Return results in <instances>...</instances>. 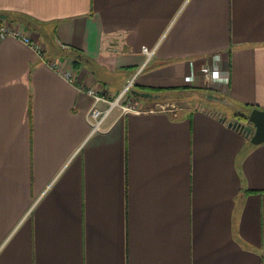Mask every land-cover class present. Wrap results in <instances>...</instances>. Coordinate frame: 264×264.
I'll use <instances>...</instances> for the list:
<instances>
[{"label":"crops","instance_id":"crops-1","mask_svg":"<svg viewBox=\"0 0 264 264\" xmlns=\"http://www.w3.org/2000/svg\"><path fill=\"white\" fill-rule=\"evenodd\" d=\"M0 20L42 48L0 41V264H264V142L235 113L130 93L264 110V0H0ZM48 60L109 100L131 82L134 111L93 130Z\"/></svg>","mask_w":264,"mask_h":264},{"label":"built area","instance_id":"built-area-1","mask_svg":"<svg viewBox=\"0 0 264 264\" xmlns=\"http://www.w3.org/2000/svg\"><path fill=\"white\" fill-rule=\"evenodd\" d=\"M6 38H13L22 42L24 45L32 48L38 56H41L42 54V48L25 33L23 28L18 25H12L6 20H0V41ZM141 51L145 55L146 60L149 59L152 54V51L145 46L141 47ZM47 64L64 81L74 85L78 91L85 93L92 99V106L88 112V120L92 125L93 130L99 128L103 124L113 109H117L120 114L128 111H134V106L130 99L126 100V93L129 91L131 82H129L121 93L113 100H109L103 93L96 91L86 82L77 80L74 76L70 61L58 62L55 60H48ZM201 71L203 78L208 82L218 80L220 78V72L216 65L206 66ZM185 80L187 83H191L193 81L192 74L190 73ZM100 104H104L105 107L100 108ZM161 109H163V107H161Z\"/></svg>","mask_w":264,"mask_h":264},{"label":"water","instance_id":"water-1","mask_svg":"<svg viewBox=\"0 0 264 264\" xmlns=\"http://www.w3.org/2000/svg\"><path fill=\"white\" fill-rule=\"evenodd\" d=\"M130 93L140 99L156 100L158 98L157 94L148 92H137L131 90ZM206 99L219 103L225 102L223 99L211 94H207ZM228 127L239 130L244 137L248 139L250 144H260L264 142V110L251 109L243 121H232L228 124Z\"/></svg>","mask_w":264,"mask_h":264},{"label":"rangeland","instance_id":"rangeland-1","mask_svg":"<svg viewBox=\"0 0 264 264\" xmlns=\"http://www.w3.org/2000/svg\"><path fill=\"white\" fill-rule=\"evenodd\" d=\"M108 81L111 82L112 86H114L115 84L119 85V83L121 82V80L118 77H115V75L108 76ZM125 84H126V82H125ZM196 93H198V92H196V91L195 92H187V93L183 92L182 93L183 96L177 100V102L178 101L180 102L179 106H185L186 105V106L194 107V106H197V104L205 103L207 105H210L212 107H216L217 109L222 110L224 113H227V112H230V114L235 113L234 116L243 114L242 109L239 110L236 107H232V106L229 107L227 105L226 101L224 103H219V102L205 100V97L202 94L196 95ZM193 94H195V95H193ZM169 103H171V102H169ZM175 107H176V105H174L173 108H166V109H169L171 111V110L175 109Z\"/></svg>","mask_w":264,"mask_h":264},{"label":"trees","instance_id":"trees-1","mask_svg":"<svg viewBox=\"0 0 264 264\" xmlns=\"http://www.w3.org/2000/svg\"><path fill=\"white\" fill-rule=\"evenodd\" d=\"M77 61L72 60V66L75 68ZM189 88L188 87H180V88H169V89H155L152 90L154 94H158V98L155 100L158 103H164V102H174L178 100V95L182 91H187ZM246 115L241 114V115H236L235 117L238 118L239 120H244Z\"/></svg>","mask_w":264,"mask_h":264}]
</instances>
